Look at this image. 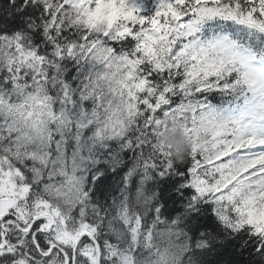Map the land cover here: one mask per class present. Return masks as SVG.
<instances>
[{"label":"snow or ice","instance_id":"obj_1","mask_svg":"<svg viewBox=\"0 0 264 264\" xmlns=\"http://www.w3.org/2000/svg\"><path fill=\"white\" fill-rule=\"evenodd\" d=\"M0 264H264V0H0Z\"/></svg>","mask_w":264,"mask_h":264},{"label":"clouds","instance_id":"obj_2","mask_svg":"<svg viewBox=\"0 0 264 264\" xmlns=\"http://www.w3.org/2000/svg\"><path fill=\"white\" fill-rule=\"evenodd\" d=\"M162 141L167 145L173 157L179 161L189 152V141L179 126H172L162 137Z\"/></svg>","mask_w":264,"mask_h":264},{"label":"trees","instance_id":"obj_3","mask_svg":"<svg viewBox=\"0 0 264 264\" xmlns=\"http://www.w3.org/2000/svg\"><path fill=\"white\" fill-rule=\"evenodd\" d=\"M151 1H153V0H151ZM151 9V8H150Z\"/></svg>","mask_w":264,"mask_h":264}]
</instances>
